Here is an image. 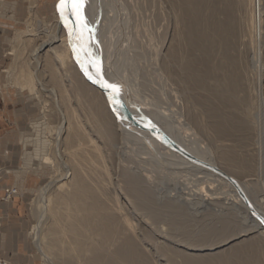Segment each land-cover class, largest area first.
I'll return each mask as SVG.
<instances>
[{
	"label": "rangeland",
	"instance_id": "rangeland-1",
	"mask_svg": "<svg viewBox=\"0 0 264 264\" xmlns=\"http://www.w3.org/2000/svg\"><path fill=\"white\" fill-rule=\"evenodd\" d=\"M85 1L84 9L87 11L83 9V13L85 12L87 23L92 25V19L96 18L95 25L93 24L95 27L86 28L89 31H86L88 34L86 33L84 43L90 44L86 47L96 49V34L103 31V43L107 46L112 43L108 47L107 60L111 63L118 62L117 70L115 69L117 73L114 70L112 72L113 78L122 83H138L136 88L141 94L138 100H144L151 110L153 101L162 105L161 109L167 108L172 115L171 121L174 120L171 124L179 127L183 134L188 131L197 146L214 159L220 168L237 173L238 179L247 185L253 199L261 205L258 197H262L264 192L260 189L257 174L259 150L264 138L259 136L258 144L255 118L258 105L257 76L250 0H204L200 13L203 24L199 20L195 22L193 19L196 17L191 19L193 30L190 29L192 33L189 35L188 22L181 18L180 0ZM58 4L59 0H33V4L31 0H0V200L13 203L11 205L16 212L14 219L17 216L24 217L23 227L14 222L6 237L2 239L0 235V249H7L0 251V264H16L22 258L28 260V264H101L94 262L93 253L90 257L91 251H87L90 241L87 239L84 241L87 246H84L85 249L81 247L77 254L70 248V236L66 237L65 242L58 241L52 251L53 255L49 254L54 261L51 263L35 239L34 227L39 223L38 214L47 204L48 198L58 193L65 195L72 189L68 183L79 168L84 176V184L100 189L101 200L109 210L106 218L111 217L110 220L117 227L108 238L111 243L102 240L104 257L113 258L114 249L118 250L126 237H133L139 251L143 253L144 260L141 264H185L186 254L198 255L212 251H197L192 249L194 246L204 244L210 247L215 244L214 246H219L215 250L230 252L232 244L245 242L249 238H260L258 243L255 242V248L256 245H261L254 249L253 256L256 264H264V238L256 230H250L257 218L250 215L246 218L245 207L233 203V192L224 182L212 175L209 178L207 173L206 176L199 170L174 165V161L164 165L155 163L156 160H152L153 154L159 150L153 153L149 144L125 135L120 127V120L115 117L108 104L104 103L100 93L89 83L85 87L80 86L81 77L76 72L77 69L69 64L59 69V82L66 86L70 97L68 102L63 100L61 86L55 82L53 71L45 60L51 55L48 50L50 47L35 51L37 54L34 52V48L49 40L47 38L55 31ZM261 7L263 71L260 73L264 90V0H261ZM18 31L23 33V39L19 41L16 40ZM203 31L215 42L208 57V67L217 70H213L209 78L203 76L208 78V87L191 86L185 93L183 87L168 78L164 64H155V58L158 52L166 54L173 45H182L186 52V42L183 39H203L200 36ZM112 50L116 51V55L114 53L115 56L110 58ZM193 55L197 60L195 62L199 74L201 70L204 73L202 52L194 50L190 53L191 57ZM21 65L27 66L26 69L30 66L34 78L38 80V93L21 88L16 82L15 77ZM119 82V85L116 84L118 87L122 85ZM162 93H165L167 99L163 98L161 101ZM96 101L102 103L101 111L104 116L95 107L92 109ZM67 103L79 114V121L86 135L92 139L90 142H83L84 148L77 155L74 154L77 152V144L71 145L68 141L70 131L66 122ZM211 106L216 111L219 109L217 120L223 123L220 125L217 121V125L223 126L222 131L214 126L216 118L208 111ZM101 117L111 119L117 128L112 142L100 133L103 124ZM97 148L102 149L103 163L107 170L102 169V161L97 158L95 150ZM46 156H50L52 161L46 162ZM129 172L141 174L147 181L153 196V211L139 204V199L130 187L127 176ZM65 182L66 186L63 187ZM173 215L178 217H172ZM45 216L40 223L39 233L44 236L42 241L46 244L50 240L52 220L50 212ZM126 219L132 222L133 232L126 230ZM207 229L210 231V238L205 237L209 232ZM202 236L208 240L205 242ZM226 237H229L230 245L224 241ZM105 249H109V252ZM4 254L7 257H3ZM113 261L127 264L116 259Z\"/></svg>",
	"mask_w": 264,
	"mask_h": 264
},
{
	"label": "bare ground",
	"instance_id": "bare-ground-1",
	"mask_svg": "<svg viewBox=\"0 0 264 264\" xmlns=\"http://www.w3.org/2000/svg\"><path fill=\"white\" fill-rule=\"evenodd\" d=\"M31 1L33 4V0H31ZM111 1L113 2V0H111ZM117 2H118V0H117ZM250 2H251V6H252L251 11H250L251 12L250 17H251L252 30H253V42H254L253 44L255 45V47H254V61H255V69H256V76H257L256 93H257L258 105H257V111L255 113V118H256V124H257V128H258L257 129L258 130L257 142L259 144V136H262L264 138V120H263V116H264V114H263L264 92L263 91L264 90H263V81H262V75H261L262 73H260L263 71L262 70V67H263L262 56H261V54H262V52H261L262 51V44H261L262 40H261V38H262V29H263L262 28L263 13L262 12H263V10L261 7V0H250ZM85 3H86V1H85ZM105 3H107V2H105ZM103 4H104V2H103ZM122 4H123V2H122ZM203 5H204V0H198L196 2H195V0H180V10L182 12L181 18H183L182 20H184V21L186 20L188 22V25H187L188 31H190V29L193 30L192 25H191V19H193L195 17L196 18L193 19V20H195V22L199 20V21H202V24H203V19H202L201 14H200ZM120 6L122 7V5H120ZM124 9H125V6L123 7V10ZM85 11H87V10H85ZM127 14H128V12H127ZM84 16L86 17V15H84ZM88 16H90V15H88ZM74 18L76 19V17L69 15L68 22L66 23L65 20L61 17L60 12L58 10V12L56 14V18H55L56 20L54 22L55 23V26H54L55 31L53 32V34H51L47 38L49 40H45V42L41 43V45L34 48V52L35 51L39 52L42 49L50 47V49H48V50H50L51 55L45 60H47V66H49L50 69L53 71L55 82L59 86H61V90H62V94H63L61 96H62L63 100L65 102H68L70 97H69V93L67 92L68 89L66 88V86L61 85L60 83H62V82H59V77H61L60 73H59V69H62L63 67H65L69 64V66L70 65L72 67L74 66L77 69L76 72L81 77V80L79 83L80 86L85 87L89 83L94 87V89L96 91H98L100 93V96L103 97L102 99H103L104 103L108 104L109 108L112 110L114 115H116L115 117H117L118 120H120V122L118 120L117 121L119 122L120 127L123 128V129L122 128L121 129L124 131L125 135L131 136V137L137 139V141H139V142L144 141L145 142L144 144H146V145L149 144L150 148L148 146L147 147L150 150H153V153L156 150H159L153 154L152 160H154V161L156 160L155 163L160 162V163H163V165H164V163H171L172 161H174V163H176L174 165L180 164V165H182L186 168H189V169H194L197 171L199 170L201 173H203V174L205 173V175L207 173L208 177H209V175H212V177H215L218 181L224 182L228 187H230V189L233 192V194H231V196H232L231 200L233 201V203L236 205L239 204V206L245 207L246 215H247L246 218H248L249 215L251 217L253 216V217L257 218L256 224L250 230H256L260 234L259 236H262L264 238V223L258 217H256L255 215H253L251 213L250 207L248 206V204L246 203L245 199L242 196V195H244L247 198L249 204L252 206V208L264 217V195L261 194L263 196L258 197L259 202L262 203L261 204L262 206H261L260 203L256 202L257 201L256 199H253L254 196H253L252 192L249 190V188L247 187V185L245 183H242L238 179L239 176L236 175L237 173L235 174L232 170H229V169L220 168V166L216 163V161H214V159L208 157L206 155L205 151L201 150V148L199 146H197L196 142H194L195 141L194 137H192L191 134L188 133V131L185 132V134H183L180 132L179 127L177 128L176 126H173L171 124V122L174 123L173 122L174 120L171 121L172 115L169 113L167 108L161 109V108H163L162 105H159L157 102L153 101V107H152L153 110H151L150 107L147 105V103L144 102V100H138L137 98H139V96L141 95V94H139V92L136 88L138 83L135 84L136 83L135 82L134 84H130L129 82L127 83L125 81H123L124 83H122V82H119L118 80H115L113 78L112 72L113 73H114V71L116 72V70H117L116 67L118 65V62L113 61L111 63V61L108 62V60H107L108 59L107 56L109 53L108 47L112 43L109 46H107L106 44L103 43V41H102L103 31H99V30H101V29H99V30H97L99 32L96 34L97 39H98V44L96 43L97 44L96 49H94L93 47H91V48L86 47L87 44H88V46L90 45L89 43H87V44L84 43L86 40L84 38L88 34L86 31H89V30L83 29V40L77 39L76 34L79 33L81 31V29L76 24ZM95 19H92L93 20L92 22L94 25H95ZM110 19H112V18H110ZM192 23H193V21H192ZM124 24H127V23L125 22ZM87 25H88L87 28L91 27L93 29L95 27L94 25L92 26V25H89L88 23H87ZM29 31H33V29H29ZM105 32H106V30H105ZM191 33H192L191 31L189 33L187 32V35H189ZM184 34H186V33L184 32ZM98 35L100 38H98ZM200 36L203 39H183L186 42V48H187L186 52L183 51L182 45H177V46L173 45L171 47V50L168 51L166 54L162 55V53L158 52L157 53L158 55L155 58V61H156L155 64L156 63H158V65L164 64L165 68H166V72L168 74V78H171V80H173L179 86L183 87L185 93L188 92V90L191 86L193 88H195V87L196 88L197 87L198 88L208 87L206 79L208 80V78L211 77V75L214 72L213 70H217L213 67H208V57H209L211 49L214 47L215 42L213 39H210V36H207L204 31L201 33ZM88 37L89 36H87V38ZM21 39H23V33L18 31L17 36H16V40L19 41ZM126 40L128 41V39H126ZM56 42L58 44L54 45V43H56ZM86 42H88V40ZM121 46H122V43H121ZM114 49H115V47H114ZM194 50H200L203 54V56L201 57L202 58L201 64L205 65V72L203 73V72H201L202 71L201 70L200 71L201 75L199 74V69H197V67H196L195 61H197V60H195V56L194 55L192 57L190 56V53L192 54V51H194ZM115 52H113V50H112L109 57L112 58V56H115L116 55ZM114 53H115V55H114ZM123 53H124V51H123ZM33 56H34V54H33ZM78 56H79V59H78ZM90 61H92V62L99 61L100 67L102 68V82H99V83L97 82V80L100 79V77H98L96 75L95 63H90ZM110 63L112 64V66ZM44 65H46V64H44ZM26 67H24V65H21V67H19V71L16 74L15 80L21 86V88H26V89L30 90V92H37L38 93V90L36 89V85H37L36 80L37 79H35L36 77L34 78V74L30 70V66L28 65V69H26ZM104 67H107V68H104ZM108 68H111V69H108ZM89 74H91L92 79L89 78ZM161 74H163V73L161 72ZM203 76L208 77V78L205 79ZM120 79L122 80L121 77H120ZM123 80H125V79H123ZM103 81H106L108 84H114V85L118 84V82H119V83H122V85L120 84V86H119V92L114 93L113 90L105 87ZM37 83H39V82H37ZM228 85H229V82H228L227 86ZM52 92H55V91L53 90ZM164 95H165V93H162L161 101L164 100L163 98L167 99V96H164ZM184 95L186 96V94H184ZM97 99H99V96H97L96 100ZM205 99H206V97H205ZM206 100H208V97ZM97 101L94 102V106L92 107V109L95 107L94 109H96V111L101 116H104L105 114L101 111L102 103L100 101L99 102H97ZM204 104H206V103H204ZM207 104H209V103H207ZM154 107H155V109H154ZM211 107L212 108L209 107L208 111L212 117L216 118L214 126L218 130H221V129H223V126L221 127V126L217 125V121H218L217 120V116H218L217 113L219 112L218 111L219 109L217 110L218 111L217 112L216 108H214L213 106H211ZM66 109H67L66 114H67V119H68L66 122L69 125L68 128L70 131V134H68V141L71 143V145H74L75 143L77 144L76 145L77 152H74V154L77 155L78 151L80 149L83 150V148H84L83 142L87 143L88 141L89 142L92 141V139H90L86 135L85 130L83 128V125L79 121V114L73 108H71V106H69V103H67ZM94 115H96V114H94ZM180 115H181V113H180ZM108 117L107 118L105 117L106 120H104L105 118L103 119L101 117L103 119V124H102V127L100 129L101 130L100 133H103L107 137V139L110 142H112V139L116 135V129L117 128L115 127V124L113 123V121L111 119H109L110 117L109 118ZM218 123L220 124L223 122L218 121ZM220 125H222V124H220ZM61 127H62V125H61ZM126 139H128V138L126 137ZM86 140H88V141H86ZM139 142H137V143H139ZM262 144H261L262 147L260 146V150H259L260 151V154H259L260 157H259V163H258V174H257V176L259 179L260 189L264 192V143H262ZM94 148H95V146H94ZM95 150H97V156H98L97 158L101 159V161H102V165H103L102 169L107 170V167L103 163L104 161H103V153L101 151L102 149L99 150L97 148ZM165 156L167 158H165ZM45 161L46 162L52 161V158L50 156H46ZM151 163H153V162H151ZM127 176L129 178L130 187L132 188L133 192L135 193V196L137 197V199H139L138 200L139 204L142 206H145L147 208L149 207L153 211V204H152V202H153L152 197L153 196L150 192V188H149L148 184L146 183L147 181L145 180V178L142 177L141 174L140 175L135 174V173L132 174L130 172L127 173ZM216 179H214V180H216ZM66 183L67 182L63 183L62 186L65 187ZM68 184L71 185L72 189H70V191L66 192L65 195H64V193L63 194L58 193L54 197L48 198L47 204H45L42 211L38 214L39 223L34 227V230L36 232L35 239L37 241V244H38L39 248L43 251L44 256L47 257L49 262L50 263L54 262L51 259L50 255H53L52 251H53V249H55L57 242L58 241L65 242L66 237L70 236L72 239L71 240L72 243L70 245V248L72 251L76 252L75 254H77L78 250H81V247L84 248V246H87V243L85 242L86 245L84 243V241L86 239L88 241H90L88 243V246H87V251H91V256H90V254L88 255L90 257H92V253H93L94 262L97 261V262H100L101 264H117V263H115L116 261H113L116 259L117 261H125L127 264H141L142 261L144 260L143 253H141L139 251L138 247L136 246V244L134 242L135 239L134 240L132 239L133 237L132 238H130V237L125 238V236H124L125 241L123 240L122 246L116 251L114 249V252H113L114 257L111 258L112 256L110 254L109 255L111 257H108V258L104 257V255H103L104 254L103 253L104 248H102V240L108 241V238L111 236V234L114 231H116L117 227H115L114 222H112V220H110L111 217H109L110 219H108V217L106 218V216H107L106 213L109 210H108L107 206L104 205V203L101 200L102 195H101L100 189L94 188L93 187L94 185L92 187H88V186H86V183L84 184V176L82 175V170L80 168L75 171V174L73 175L72 180ZM65 190L67 191V189H65ZM262 191H261V193H262ZM43 193H45V192H43ZM43 193H42V195H44ZM230 193H231V191H230ZM44 196H46V195H44ZM42 198H43V196H42ZM112 206H114V205H112ZM60 208L63 210H60ZM154 209H156V208H154ZM175 209H176V207H175ZM154 211H156V210H154ZM47 212L51 213L52 224H51V228L49 226V228L51 230L49 231L50 238H48V239H50V240H49V242H47L48 241L47 240L46 241L47 243L45 244V241H44V243L42 241L44 239V236L42 234H40L41 232L39 231V228H40L39 226H40L41 221H43L42 220L43 217H46L45 214ZM158 213H160V212H158ZM175 215H177V214H175ZM175 215H173L172 217H174ZM175 217H178V216H175ZM184 221L185 220H183V222ZM173 222H175V220H173ZM176 222H177V219H176ZM179 222H180V220H179ZM125 224L127 227L126 230L133 232L134 226H133L132 222L130 220L126 219ZM182 224L184 225V223H182ZM182 224H180V225H182ZM228 226H229V224H228ZM209 228H210V226H209ZM229 228H230V226H229ZM227 231H229V229ZM248 231H249V229H248ZM213 232H215V231H213ZM121 234H122V232H121ZM133 234H131V235H133ZM204 234H202V235H204ZM225 234H227V232ZM209 235H210V231L208 232V234L207 233L205 234V237H208ZM219 235L220 234H218V236ZM227 235H229V234H227ZM45 236H46V234H45ZM257 236H258V234H257ZM219 237H221V236H219ZM201 238H203L205 240V238L203 236ZM209 238H210V236H209ZM203 239H200L199 241H202ZM249 239H247V241L242 242V243L238 242V244H236V243L232 244L233 246L232 245L231 246L233 247V249L230 246L232 249L230 252H225L224 249H221V251H223V252H221L219 249H218V251L215 250L219 247L217 245L214 246L215 244L210 245V247H207L204 244H203V246H194V248H192V249L197 250V251L198 250H207V249L212 250V251L208 252L206 254L203 253V254H198V255L186 254L185 264H256L255 260H254V256H253L254 254L253 253H254V249H257L258 246L261 245V244H258V245H256L257 248H255V244H256L255 242L257 241V243H258V240L260 238H258V240H257V238H251L250 240ZM206 240H208V238ZM206 240H205V242H206ZM224 241H227V245H228L230 243L229 237L227 239H225ZM108 242H107V244H108ZM109 243H111V242H109ZM222 244H224V243H222ZM199 245H200V243H199ZM219 245H220V243H219ZM106 247L108 248V246H106ZM228 248H229V246H228ZM259 248H261V247H259ZM229 250H230V248H229ZM107 252H109V249ZM48 260H47V262H48Z\"/></svg>",
	"mask_w": 264,
	"mask_h": 264
},
{
	"label": "snow or ice",
	"instance_id": "snow-or-ice-1",
	"mask_svg": "<svg viewBox=\"0 0 264 264\" xmlns=\"http://www.w3.org/2000/svg\"><path fill=\"white\" fill-rule=\"evenodd\" d=\"M85 5V0H59L58 10L61 17L68 22L69 15L76 17V24L79 26L81 31L76 34V38L83 40V29L87 28V19L83 14V8ZM74 31V30H73ZM79 59V56H78ZM90 63H95L96 66V75L100 77L97 82H102V68L100 67L99 61H90ZM89 78L92 79L91 74ZM105 87L113 90L114 93L119 92V87L114 84H108L106 81H103Z\"/></svg>",
	"mask_w": 264,
	"mask_h": 264
},
{
	"label": "crops",
	"instance_id": "crops-1",
	"mask_svg": "<svg viewBox=\"0 0 264 264\" xmlns=\"http://www.w3.org/2000/svg\"><path fill=\"white\" fill-rule=\"evenodd\" d=\"M11 204L13 203H7L6 201L0 200V235L2 239L3 237H6L7 231L10 228L12 229V226H14V222H16L17 225L21 224L22 227L24 226L23 216L21 217L17 216L14 219V214L16 212L13 211V207H12L13 205ZM11 222H13V224ZM4 250H7V249H5L4 247L0 249L1 252H3ZM3 257H7V256H5L4 254ZM16 264H28V260H25L24 258H22Z\"/></svg>",
	"mask_w": 264,
	"mask_h": 264
},
{
	"label": "water",
	"instance_id": "water-1",
	"mask_svg": "<svg viewBox=\"0 0 264 264\" xmlns=\"http://www.w3.org/2000/svg\"><path fill=\"white\" fill-rule=\"evenodd\" d=\"M242 196H243V198L245 199V201H246V203L248 204V206L250 207V209H251V213H252L253 215H255L256 217H258V218L264 223V217L252 208V206L249 204L247 198H246L244 195H242Z\"/></svg>",
	"mask_w": 264,
	"mask_h": 264
}]
</instances>
